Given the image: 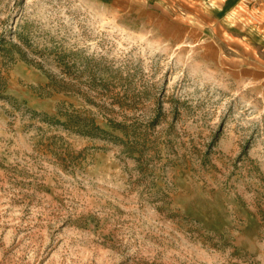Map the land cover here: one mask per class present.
Wrapping results in <instances>:
<instances>
[{
    "label": "rangeland",
    "instance_id": "rangeland-1",
    "mask_svg": "<svg viewBox=\"0 0 264 264\" xmlns=\"http://www.w3.org/2000/svg\"><path fill=\"white\" fill-rule=\"evenodd\" d=\"M264 0H0V264H264Z\"/></svg>",
    "mask_w": 264,
    "mask_h": 264
},
{
    "label": "crops",
    "instance_id": "crops-1",
    "mask_svg": "<svg viewBox=\"0 0 264 264\" xmlns=\"http://www.w3.org/2000/svg\"><path fill=\"white\" fill-rule=\"evenodd\" d=\"M244 73L247 74L248 77H252L253 79H255L257 82H259L264 89V71L263 69H259L257 67L249 68L247 70L244 71Z\"/></svg>",
    "mask_w": 264,
    "mask_h": 264
}]
</instances>
